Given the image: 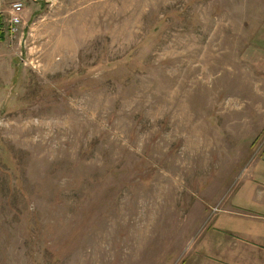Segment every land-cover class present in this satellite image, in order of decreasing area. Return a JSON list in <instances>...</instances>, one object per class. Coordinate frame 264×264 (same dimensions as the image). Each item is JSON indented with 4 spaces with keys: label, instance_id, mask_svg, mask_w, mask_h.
<instances>
[{
    "label": "rangeland",
    "instance_id": "rangeland-1",
    "mask_svg": "<svg viewBox=\"0 0 264 264\" xmlns=\"http://www.w3.org/2000/svg\"><path fill=\"white\" fill-rule=\"evenodd\" d=\"M263 149L264 0H0V264H183Z\"/></svg>",
    "mask_w": 264,
    "mask_h": 264
},
{
    "label": "crops",
    "instance_id": "crops-1",
    "mask_svg": "<svg viewBox=\"0 0 264 264\" xmlns=\"http://www.w3.org/2000/svg\"><path fill=\"white\" fill-rule=\"evenodd\" d=\"M260 154L243 169L228 207L214 214L183 264H264V149Z\"/></svg>",
    "mask_w": 264,
    "mask_h": 264
},
{
    "label": "built area",
    "instance_id": "built-area-1",
    "mask_svg": "<svg viewBox=\"0 0 264 264\" xmlns=\"http://www.w3.org/2000/svg\"><path fill=\"white\" fill-rule=\"evenodd\" d=\"M12 16L11 23L7 26V36H14L18 32V25L20 24V14L23 12V4L21 2H14L11 5Z\"/></svg>",
    "mask_w": 264,
    "mask_h": 264
}]
</instances>
